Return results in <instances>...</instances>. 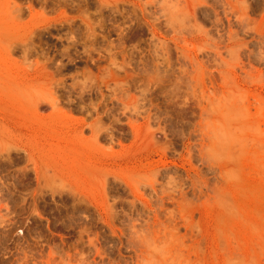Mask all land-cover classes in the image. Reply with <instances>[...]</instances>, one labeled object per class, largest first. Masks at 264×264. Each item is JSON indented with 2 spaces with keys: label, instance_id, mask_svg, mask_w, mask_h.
Masks as SVG:
<instances>
[{
  "label": "rangeland",
  "instance_id": "1",
  "mask_svg": "<svg viewBox=\"0 0 264 264\" xmlns=\"http://www.w3.org/2000/svg\"><path fill=\"white\" fill-rule=\"evenodd\" d=\"M0 264H264V0H0Z\"/></svg>",
  "mask_w": 264,
  "mask_h": 264
}]
</instances>
